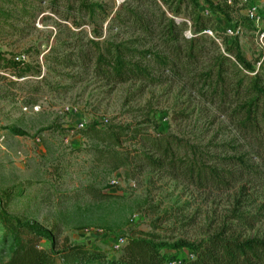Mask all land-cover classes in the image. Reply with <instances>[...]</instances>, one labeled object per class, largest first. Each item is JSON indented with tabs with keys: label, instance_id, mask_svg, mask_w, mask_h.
<instances>
[{
	"label": "rangeland",
	"instance_id": "1",
	"mask_svg": "<svg viewBox=\"0 0 264 264\" xmlns=\"http://www.w3.org/2000/svg\"><path fill=\"white\" fill-rule=\"evenodd\" d=\"M70 1L0 0V54L8 60L24 55L25 63L40 71L39 76L18 78L0 69V131L5 136L0 195L10 196L9 213L51 229L57 249L82 245L109 260L118 259L132 238L155 236L172 244L197 241L218 231L239 239L264 238V168L245 140L237 137L228 115L217 114L213 105L206 104L222 102L205 100L204 92H197L198 85L193 88L167 70H153L161 81L156 85L146 81L107 84L94 77L91 68L77 60L75 46L93 38V26L101 31V41L132 34L123 25L115 26L116 22L109 25L111 16H95L91 25L76 28L74 23L88 19L79 18L76 7L69 9ZM89 1L106 5L108 13L131 3ZM210 1L231 4V22L223 27L232 32L226 34L238 37L241 52L257 70L259 56H264V0ZM250 6L256 7L259 17L252 28L240 24ZM212 19L219 21L216 15ZM186 23L189 27L190 22ZM80 30L86 36L82 35V41L75 35ZM206 31L211 32H204L208 38L215 39V32ZM191 36L189 27L184 37ZM67 54H72L77 66L65 69L53 62ZM202 62L205 65L207 58ZM200 68V64L191 65L186 73ZM261 79L264 82V68ZM102 119L107 123L100 124ZM79 120L85 123L83 130L98 122L101 127L138 125L144 133L171 134L182 139L183 145L195 146L203 160L215 157L216 166L231 173L232 179L227 186L209 189L148 168L138 172L128 168L129 174L126 169L112 173L96 169L92 165L96 145L75 128ZM229 157H241L252 173L225 166L222 159ZM88 189L94 194L84 195ZM120 238L124 243L115 251L113 245ZM9 245L0 228V264L10 256ZM39 247L48 249V243L41 240ZM191 256L179 248L167 255L164 264H181Z\"/></svg>",
	"mask_w": 264,
	"mask_h": 264
},
{
	"label": "trees",
	"instance_id": "2",
	"mask_svg": "<svg viewBox=\"0 0 264 264\" xmlns=\"http://www.w3.org/2000/svg\"><path fill=\"white\" fill-rule=\"evenodd\" d=\"M130 2L125 7L118 6L114 13H108L102 3L70 1L69 9L76 7L78 17L88 19L86 23H74L76 28L91 25L95 16H111L109 25L116 22L115 26L123 25L132 34L126 39L113 36L101 41V31L93 26V38L96 39L87 38L84 43L75 46L77 60L82 66L90 67L92 75L107 84L146 81L156 85L161 81L152 72L160 69L187 80L193 88L198 85L197 92H204L202 96L205 100L219 99L222 102L206 104L213 105L215 113L228 115L237 137L245 140L246 147L256 159H260L264 168V82L261 79L264 56H259L262 61L256 70L254 63L241 52L238 37L226 34L223 25L231 22V4L227 1L215 4L210 0ZM215 15L219 17V23L213 21L212 16ZM180 16L184 19L177 21ZM186 20L190 22V38L184 37L189 28ZM240 24L249 28L254 26L246 14ZM209 29L216 33L215 39L204 34ZM75 35L81 41L82 35L86 38L82 30ZM219 38L221 42L217 43ZM72 57V54H67L58 60L53 59V62L65 69L72 68L77 66ZM203 58H207L205 65ZM198 64L201 68L197 73H186L191 65ZM0 69L8 70L18 78L40 74L39 69L33 71L30 64L5 59L2 54ZM79 131L96 145L92 165L107 173L126 169L129 174L148 168L162 171L172 178L180 176L198 188L209 189L227 186L228 180L232 179L231 173L216 166L215 157L203 160L195 146L183 145L182 139L171 134L144 133L138 125L101 127L98 122H92L85 130ZM12 132L20 134L19 131ZM222 161H226L223 163L225 166L247 169L245 174L252 173L241 157H229ZM128 168L132 170L129 172ZM241 190L244 188L240 187ZM83 193L92 195L94 191L88 189ZM9 198L8 195H0V228L3 238L10 243V256L3 264H164L168 260L167 255L179 248L188 250L192 255L181 264H264V238L239 239L227 236L223 231L197 241L172 244L155 236L153 239L132 238L116 260H109L82 245L57 249L58 240L51 229L21 221L9 213ZM41 240L48 243V249L39 247Z\"/></svg>",
	"mask_w": 264,
	"mask_h": 264
},
{
	"label": "built area",
	"instance_id": "3",
	"mask_svg": "<svg viewBox=\"0 0 264 264\" xmlns=\"http://www.w3.org/2000/svg\"><path fill=\"white\" fill-rule=\"evenodd\" d=\"M246 16L249 17L257 25V22H258L259 17L256 15V7L250 6L247 9V11H246ZM204 32L206 34H210L211 35V32L210 31H204ZM226 32L228 34H232V32L230 30H227ZM263 34L264 33H262L261 35H263ZM14 61L21 62V63H25L26 59H25V56L22 55V56L16 57L14 59ZM26 110H27V107H24V111H26ZM36 110H37V107H36ZM106 123H107V120L106 119H102L100 121V124H106ZM75 128L77 130H83L85 128V123L82 120H79V121H77V123L75 125ZM4 142H5V136L0 131V151L3 149ZM123 243H124V239L123 238L118 239L116 241V243L113 245L114 250L115 251L119 250Z\"/></svg>",
	"mask_w": 264,
	"mask_h": 264
}]
</instances>
